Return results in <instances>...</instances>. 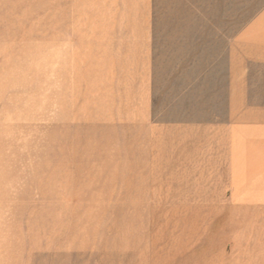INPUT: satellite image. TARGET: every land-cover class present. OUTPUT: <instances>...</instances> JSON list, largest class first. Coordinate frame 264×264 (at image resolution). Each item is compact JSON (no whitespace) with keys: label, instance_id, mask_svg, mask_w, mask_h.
Instances as JSON below:
<instances>
[{"label":"rangeland","instance_id":"374dc122","mask_svg":"<svg viewBox=\"0 0 264 264\" xmlns=\"http://www.w3.org/2000/svg\"><path fill=\"white\" fill-rule=\"evenodd\" d=\"M190 5L193 15L212 17V50L174 40L151 51L89 49L63 33L66 2L0 0V264H179L189 252L171 253L186 243L172 233L195 223L188 244L206 251L207 262L254 264L255 252L264 255V171L252 176L246 163L264 156V0ZM169 21L175 39L179 21ZM48 80L51 95L42 87ZM46 94L53 122L37 119ZM47 135L64 141V172L78 179L64 192L65 220L52 225L63 229L60 238L32 220L48 200L32 184ZM250 136L256 144L243 140ZM86 165L102 178L94 190L82 187ZM108 177L115 181L102 186ZM86 192L108 207L101 223L78 222ZM108 221L131 232L128 248Z\"/></svg>","mask_w":264,"mask_h":264},{"label":"crops","instance_id":"0c3cea01","mask_svg":"<svg viewBox=\"0 0 264 264\" xmlns=\"http://www.w3.org/2000/svg\"><path fill=\"white\" fill-rule=\"evenodd\" d=\"M62 1L67 3L66 9L68 12L71 11L70 14L62 16L61 26L64 30L63 33L68 36L71 43L93 44L92 47H88L89 49L103 51H151L160 48L165 49V47L156 45L174 40L176 43L181 44H199V50H212V31L207 30V26L211 27L212 25V17L209 16L210 21L207 22L206 14L193 15L194 9L190 5L192 3H207V0H167L168 4L166 0ZM170 1L172 2L171 4H169ZM166 6H168L167 8H174L175 12H172V16L165 14ZM88 8H91V12L85 13L84 10ZM177 10L178 12H176ZM197 11L199 12V10ZM172 18L175 19L174 22L179 21L178 26H180L178 32L176 31L178 35H176L175 39H171L168 35L170 31L165 29V27L168 28L165 23L170 22L169 20H172ZM167 35L168 38H166ZM176 48L189 49V47ZM255 139L248 143L251 145L256 144ZM261 143L264 145V140ZM260 151L264 152L262 149ZM246 163L248 167L251 165L252 176L261 173V169L264 171V156L263 160L260 161H253L248 158ZM244 195L239 198H244ZM234 198L232 200L237 205L241 199L235 200ZM227 209L241 210V208L229 207ZM249 209L252 208L249 207ZM256 214L257 212L255 211L254 215L256 216ZM258 218L257 215L253 222H258ZM168 253L170 254V252ZM171 253L173 255L183 254L178 252ZM262 255L261 252L255 253L254 264H264V255ZM187 256L188 258L182 260L179 264H184V261L186 264L188 262L189 264H197L193 263L194 261L192 262L195 258H199V263L202 260L209 259L206 251L188 253ZM206 264L213 263L206 262Z\"/></svg>","mask_w":264,"mask_h":264},{"label":"bare ground","instance_id":"6f19581e","mask_svg":"<svg viewBox=\"0 0 264 264\" xmlns=\"http://www.w3.org/2000/svg\"><path fill=\"white\" fill-rule=\"evenodd\" d=\"M35 11H37V10H35ZM4 54H6V53H4ZM49 83H50L49 80L48 81H44V83H42V87H46L45 91H47L48 94L51 95L52 92H50ZM40 91L42 92V90H40ZM48 94H46L45 95L46 97H44V104H43L44 108H43V111H41V116H40V118H37V119H39L40 121H50V119H51V121L53 122L54 118L53 119L50 118L49 113H47V111L48 112L51 111V109L53 107V101H52V99H51V101L49 100V97H47V96H49ZM57 97L58 98H56V103H55L56 108H58V110L63 113L64 112V110H63L64 107H63L62 94L60 93ZM47 114H48V117H47ZM61 114H59L57 116L59 117V116H61ZM235 131H240V130L230 129V132H232L233 135L235 134ZM252 138H253V136L251 137V139L250 138H244L243 140L247 139L246 143H248V142H251ZM46 139L47 140H49V139L51 140V149H52L51 152H49V150L47 148L48 144H46ZM56 139H57V137H56ZM86 142H89V141L87 140ZM54 145H56V144H55V142H53L52 137L50 135H47L45 140H44V147H43V149H41L42 154L44 155L43 157H45V158H43V160H41V163L39 164L38 167L35 166V165L33 166L34 173L32 175V184L35 186V188L37 190L46 192V193H44L45 196H42V198L45 199L44 197H48V200L43 201L44 204H42V206L39 209H37V210L34 209V212H32L33 213L32 214V220H33V224H39V223H43L44 224V226H42V227L39 226V228H40L39 231H42V230L43 231H45V230L49 231V228H51V231H50L51 234L50 235L52 237H54V235L58 233V236L60 238V237H63V231H62L63 229L61 230V227H60V229H59L60 231L54 232L52 225H54L55 222L62 223L65 220L67 214H66V211H64L65 209L63 207L64 206L63 205L64 204V199H63L64 192H65V190L67 188V185H69V184H71V185L78 184V179H75L74 181H72V179L68 180V176H66V174L64 172V166H65V160H66V156L64 154V152H65L64 141L61 140L60 142L57 143V145H56V157L55 158H51L52 153L54 154V152H53ZM75 145H76V143H75ZM83 153H84V155L87 154V150L86 151L83 150ZM117 155H118V153H117ZM46 156H48V158H46ZM85 167L87 168V170L85 171L86 173H85V176L83 177V181H82V179H80L82 181L83 189L94 190V189L98 188V186H101V184H99L98 181L101 180L102 178L101 177H97V176L95 177V174H94V171L97 172V170L94 169L91 166H88V165H86ZM128 167L129 166H126L124 168V171ZM116 172L117 171H115L114 173H116ZM126 172L127 171H125V173ZM125 173H124V179L125 180H123V185L125 184V182L127 180ZM111 177H114V176H111ZM111 177L106 178V180L103 179V180H105V182H104V184H102V186L107 187V186H109L111 184L112 181L114 182L115 181L114 178L110 179ZM90 181L91 182L95 181V182L89 184L88 182H90ZM127 183H128V181L126 182V184ZM54 193H57L56 196H54ZM87 193H91V192H86L82 196L83 197L82 200L85 201L86 209H84V214H83V216L80 217L78 222H80V223L81 222H83V223L92 222L93 223V222H95L94 219H96V221L101 223L103 221V219L106 218V215L108 214V211H109L108 207L106 208V207L101 206L102 200L95 193H92V194H87ZM54 197H56V198H54ZM110 200H111V198H110ZM53 203H56V204L53 205ZM50 204H52V205H50ZM122 210L119 213H122ZM77 213H78V210H76L75 213H74L75 220H77L79 218L77 216ZM109 219H110V217H109ZM198 219H200V221H203L204 217L201 216V215L195 216L193 218H190V217H179V218H176L175 220L178 223H180L181 221H187V222H190V223H195V222H197ZM108 222L111 223V225L108 226V229H109L108 233H110V234L114 233L118 237H122V240H123L122 241V245L124 247L128 248L129 247V245H128V236L130 237L131 232H128V233L120 232V229H119L120 225L119 224H115L112 221H108ZM75 224H76V222H75ZM195 224H192V226H195ZM178 226L180 228L175 229V232H173L172 234L174 235L176 240H178V241L180 240L179 242H186V243H183V244L177 243L175 245V246H177L176 249L178 250V253H188V252L189 253H196V252L200 253V252H202V251H195L196 248H194L193 245L188 244V243L193 242V241H190V240H191V238L194 235H196L195 231L197 232V230L194 227H192V226L190 227V226L181 225V224L178 225ZM82 234H83V232H82ZM79 235H80V233L75 231L74 235H71V237L77 239V238H79ZM254 246H255V244H254ZM192 262L193 263H197V264H206L207 260L206 259L202 260L201 263H199V258H195L194 260H192Z\"/></svg>","mask_w":264,"mask_h":264}]
</instances>
